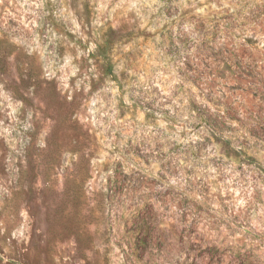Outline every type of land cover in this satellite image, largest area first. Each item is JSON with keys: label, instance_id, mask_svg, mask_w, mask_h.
I'll return each mask as SVG.
<instances>
[{"label": "rangeland", "instance_id": "374dc122", "mask_svg": "<svg viewBox=\"0 0 264 264\" xmlns=\"http://www.w3.org/2000/svg\"><path fill=\"white\" fill-rule=\"evenodd\" d=\"M0 264H264V0H0Z\"/></svg>", "mask_w": 264, "mask_h": 264}, {"label": "trees", "instance_id": "16d2710c", "mask_svg": "<svg viewBox=\"0 0 264 264\" xmlns=\"http://www.w3.org/2000/svg\"><path fill=\"white\" fill-rule=\"evenodd\" d=\"M134 224H135L136 226L139 225V226L141 227V226L143 225V220H140L139 222H134ZM139 226H138V227H139ZM136 239H137L138 241H140L139 238H136Z\"/></svg>", "mask_w": 264, "mask_h": 264}]
</instances>
